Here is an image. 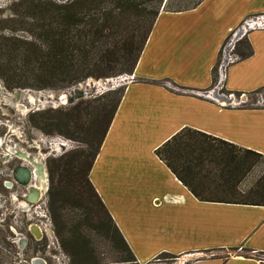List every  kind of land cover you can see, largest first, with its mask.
Masks as SVG:
<instances>
[{
    "label": "crops",
    "instance_id": "1",
    "mask_svg": "<svg viewBox=\"0 0 264 264\" xmlns=\"http://www.w3.org/2000/svg\"><path fill=\"white\" fill-rule=\"evenodd\" d=\"M210 2L160 13L89 174L139 264L163 253L175 256L170 264H264V207L200 201L155 153L191 128L264 154V107L243 109L201 94L264 89V74L246 80L253 67L264 68V29L246 36L253 54L236 52L216 86L213 70L230 25L182 21ZM253 9L262 10L244 19L264 13V4Z\"/></svg>",
    "mask_w": 264,
    "mask_h": 264
},
{
    "label": "trees",
    "instance_id": "2",
    "mask_svg": "<svg viewBox=\"0 0 264 264\" xmlns=\"http://www.w3.org/2000/svg\"><path fill=\"white\" fill-rule=\"evenodd\" d=\"M204 1L72 0L34 5L28 14L39 24L42 44L7 39L12 51L10 57L0 55V78L10 90H65L89 78L133 75L160 13L190 11ZM252 54L247 42V51L241 57ZM217 68L213 70L214 82ZM37 79L41 82L35 86L32 82ZM124 91H113L73 107L79 113L68 124L87 138L65 136L86 143L88 148L47 162L50 215L56 227L64 225L66 236L56 228L64 250L83 255L80 264H101L95 255L97 240L110 246L119 263L139 264L89 179ZM47 115L49 112L34 114L30 122L49 133ZM155 153L200 201L264 207V154L191 128L182 129ZM258 167L256 179L244 191V182ZM156 259L173 262L175 256L163 253Z\"/></svg>",
    "mask_w": 264,
    "mask_h": 264
},
{
    "label": "rangeland",
    "instance_id": "3",
    "mask_svg": "<svg viewBox=\"0 0 264 264\" xmlns=\"http://www.w3.org/2000/svg\"><path fill=\"white\" fill-rule=\"evenodd\" d=\"M72 0H0V55H5L10 57L11 51L8 46L10 41L7 39H18L22 41H36L42 44V38H40V28L39 24L33 20L32 16L28 14V9H35L34 5H39L41 3L54 2L56 4H65ZM178 0H171L175 3ZM263 5L264 0H213L206 5L200 12L193 14L182 19L183 22L187 23H198L213 21L216 25H221L223 30H226L230 25L231 29L225 43L223 45L220 61L217 68V82L216 86L219 85V81L222 79V73L225 75L227 67L232 62H229L222 69L225 56V46L228 45L234 38L236 31L241 29L242 25L246 20H257L264 13L253 15L250 17L245 16L249 13L261 12L262 9H253L258 5ZM210 7L221 6L222 9H217L216 16L214 9H209ZM244 26V25H243ZM253 30V29H252ZM248 30L243 39L240 37L239 42L235 48L234 54L236 52L242 55L247 51V38L248 34L252 31ZM234 31V32H233ZM233 33V34H232ZM239 59V57H238ZM235 59L234 61H236ZM233 61V62H234ZM255 66V65H254ZM258 67V66H257ZM223 71V72H222ZM251 75H246L247 81L256 82L260 80L261 75L264 74V68L261 69L253 67L250 71ZM126 76H131L128 74L120 75L114 78L108 79H94L89 78L86 81L80 83L82 90L89 93L90 95L83 97V99L77 100L74 104L63 103L62 96L68 95L72 89L77 88L79 85L65 90L61 89H37V88H15L8 89L4 81L0 78V88L2 92L19 97V102L21 105H25L28 109H33V107H38L41 112H49V117L47 123L50 124L48 132L46 133L30 123L31 116L34 114H29L27 117H21L22 122L29 124L28 126L35 128L37 130L36 134L43 138L46 142L48 139H62L68 141L72 146L70 149L62 150V153H67L79 149H87L88 145L84 142L76 141L67 138L66 134H72L79 138H87L83 132H79L74 129V126L69 125L68 122L72 121L79 113L75 110V107L80 102L93 101L95 98H100L102 95H108L109 93L117 90L125 89L126 86L130 85L132 82L130 80H123ZM41 80L37 79L32 82L33 85L38 86ZM116 82V83H115ZM53 83V82H51ZM214 88V87H213ZM212 88V89H213ZM209 91V89L207 90ZM217 93L222 94L224 97L228 98L234 95L233 102H237L240 108L243 109H256L259 107H264V103L260 102L261 94H254L251 91H245L243 94H232L226 91V89L219 88ZM20 94V96H19ZM31 99H33V104L31 105ZM224 100V103H227ZM31 105V106H30ZM25 110V109H23ZM26 114V113H25ZM37 114V112H36ZM1 116V115H0ZM16 118H19V113L16 111ZM18 120V119H17ZM20 123L17 125L19 127L24 124ZM7 128L0 125V137L4 135ZM34 134H32L33 136ZM20 138V136H19ZM29 137H24L21 141H26V143H21L20 141H14V145L20 144L22 148L28 146ZM10 140V138L8 139ZM50 141V140H48ZM6 144V141H4ZM10 147V143L7 145ZM69 146V145H68ZM55 147L61 151L58 145ZM7 148V147H5ZM44 153H49V147H42ZM69 148V147H67ZM3 149V151L1 150ZM0 149V264H35L34 260L36 258L40 259L44 264H80L83 260V255L80 252L71 250V253H67L61 245L60 238L57 236L56 228L66 236V230L64 225H59L56 227L54 224L50 211L48 208V190L50 187V177L48 172V159L57 158L49 156L45 160L46 165V176L48 181V190L45 193L42 201H32L29 206L23 207L21 204L25 199H22V195L27 192V189L31 187V184L26 185L25 189L8 191L4 185L3 181L9 176H12V172L19 163L17 160L12 161L9 164L5 162L11 160L10 158H4L5 153L4 147ZM43 153V154H44ZM4 155V156H5ZM59 157V155H58ZM31 162V161H30ZM32 167V166H31ZM260 167H258L244 182L242 189L247 190L248 186L256 179ZM31 183V182H30ZM34 185V184H33ZM42 193V195L44 194ZM14 197L15 199L13 200ZM71 247V246H70ZM94 248L96 250V258L101 264H121L118 262L117 255L111 251L110 246L105 244L101 240H97ZM77 252V253H76ZM264 260V256H262ZM174 262V261H173ZM173 262H168L167 260L156 259L151 264H170Z\"/></svg>",
    "mask_w": 264,
    "mask_h": 264
},
{
    "label": "flooded vegetation",
    "instance_id": "4",
    "mask_svg": "<svg viewBox=\"0 0 264 264\" xmlns=\"http://www.w3.org/2000/svg\"><path fill=\"white\" fill-rule=\"evenodd\" d=\"M16 94L10 95L6 92L0 91V125L7 128L4 135L0 137V149L4 147L6 155L4 154L5 156L3 155V157L11 159L7 160L5 162L6 164H9L14 160H17L19 163H21L15 167L12 172V176H9L3 181V185L8 191L25 189L26 185L21 184L16 180L15 173H20L23 168H34L35 174H31L30 180L31 187H29L27 189V192L21 197L22 199H25V201H23L21 205L27 208V200L30 199V197L32 196L31 194L36 190L38 191L40 197V193L45 190L44 185H47V169L42 158V155L44 153V149L42 147L46 148L48 146L47 141L45 142L43 138H40L36 134L37 130L35 128L28 126L29 124L27 123V121L23 123L21 120V117H27L29 114H36V112H41V109L35 106L33 107V109H28V107H25V105H21L19 102V97L15 96ZM33 102V99H31V105L33 104ZM16 111L19 113V118H16L14 116ZM19 121H21L24 125L21 127H19L20 125L17 126L20 123ZM32 134L34 135L32 136ZM24 137L30 138V140L28 139L27 141L28 146L26 148H22L20 144H13L16 140L20 141L21 143H26V141H21V139H23ZM9 138L10 140H8ZM4 141H6V144ZM8 143H10V147L7 146ZM56 145H58L59 147L65 146V144H63L61 141H58ZM55 149L58 150L56 147ZM1 150L3 151V149ZM0 154H2L1 151ZM11 198H13V200L15 199L13 196Z\"/></svg>",
    "mask_w": 264,
    "mask_h": 264
},
{
    "label": "built area",
    "instance_id": "5",
    "mask_svg": "<svg viewBox=\"0 0 264 264\" xmlns=\"http://www.w3.org/2000/svg\"><path fill=\"white\" fill-rule=\"evenodd\" d=\"M244 25V26H243ZM242 25V27H241V29H239V30H237L236 31V33H234L235 34V36H234V38L232 39V41L228 44V45H226L225 46V49H224V53H225V56H224V60H223V64L221 65V68L223 69L224 67H225V65H227L229 62H233L235 59H237L238 58V56L236 55V54H234V51H235V48H236V46H237V42H239L240 40H242L243 39V37L246 35V33L248 32V30H256V29H264V16H261L260 18H258L257 20H246L245 22H244V24ZM234 32V31H233ZM233 34V33H232ZM242 38V39H239V38ZM223 72V71H222ZM222 78H223V73H222ZM130 80L131 82H134L135 81V78H134V76L133 75H131V76H126L125 75V77L123 78V80L125 81V80ZM116 83V82H115ZM77 89H80V90H82V87H81V85H79L77 88H75V89H72L70 92H69V94L71 93V92H74L75 90H77ZM83 91V90H82ZM84 93H85V95L86 96H88L89 95V93H87V92H85V91H83ZM202 95H204L205 97H207V98H215L216 97V94L218 95L217 97H219V99H222V101H223V104H224V100L225 99H230L231 97H233L234 98V95L233 96H231V97H228V98H226V97H224L222 94H219V93H217L216 92V89H213V90H211V91H206V92H203V93H201ZM244 96H246L245 94H243ZM225 98V99H224ZM233 98H232V100H231V103H234L233 102ZM218 99V98H217ZM62 101V100H61ZM63 102V101H62ZM65 103V102H64ZM46 138V140H47V143H51V142H53V141H55L56 139H53V138H51V139H48L47 137H45ZM48 140H50V141H48ZM57 140H62V139H57ZM64 141V140H63ZM65 143H67L68 145H69V148H64L63 149V151L64 150H66V149H70L72 146L68 143V141H64ZM49 147V146H48ZM49 153L47 154V153H44L43 155H42V158H43V162L45 163V160L49 157V156H51V157H58V155L59 156H61V155H63L64 153H62V150L61 151H56V150H54V149H52L51 147H49ZM47 179V178H46ZM47 190H48V181H47V185H46V189L45 190H43V192L42 193H46L47 192ZM45 193L41 196V198L39 199V201L38 202H40V201H42V199H43V197H44V195H45ZM28 203V205H29V202H27Z\"/></svg>",
    "mask_w": 264,
    "mask_h": 264
},
{
    "label": "water",
    "instance_id": "6",
    "mask_svg": "<svg viewBox=\"0 0 264 264\" xmlns=\"http://www.w3.org/2000/svg\"><path fill=\"white\" fill-rule=\"evenodd\" d=\"M74 92H78L77 95L75 96V98L73 97H70L66 103H69V104H74L77 100L79 99H83V97H85V93L83 91H80V89H77L75 90ZM74 92H71L70 94L68 95H71L72 93ZM67 95V96H68ZM90 95V94H89ZM72 96V95H71ZM233 97H231L229 100L228 99H225L227 100L228 102H231ZM63 101V99H62ZM260 102L264 103V89L262 90V93H261V98H260ZM31 174H35V169H28V168H23L22 171L20 173H15V178L16 180L21 183V184H24V185H28L30 183V180H31ZM44 189H46V185H44ZM29 203H33L32 201H29V199L27 200ZM39 201V200H38ZM37 201V202H38ZM34 263L35 264H44L40 259L36 258L34 260Z\"/></svg>",
    "mask_w": 264,
    "mask_h": 264
},
{
    "label": "bare ground",
    "instance_id": "7",
    "mask_svg": "<svg viewBox=\"0 0 264 264\" xmlns=\"http://www.w3.org/2000/svg\"><path fill=\"white\" fill-rule=\"evenodd\" d=\"M80 91H82V90H80ZM77 93L78 92H74V93H72L71 95H64V96H62V99H63V103L65 102L66 103V101L70 98V97H73V98H75V96L77 95ZM12 97V96H11ZM12 99V98H11ZM11 101V100H10ZM58 141H61L63 144H65V146H61L60 148H61V150H63L64 148H67V147H69L68 146V144L67 143H65L63 140H55V141H53V142H51V143H47V146H49V147H51L52 149H54V150H56L55 149V145H56V143L58 142ZM59 147V146H58ZM56 151H58V150H56ZM29 184H31V183H29ZM28 184V185H29ZM32 190V189H31ZM32 196L30 197V200H32V201H37L38 199H40L41 198V196H42V193H40V197H39V193H38V191H34L32 194H31ZM39 197V198H38ZM28 205V204H27ZM29 206V205H28Z\"/></svg>",
    "mask_w": 264,
    "mask_h": 264
}]
</instances>
